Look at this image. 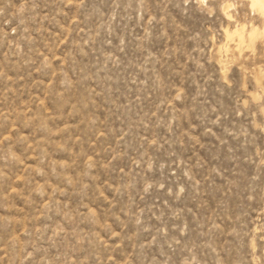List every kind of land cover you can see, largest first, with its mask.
<instances>
[{
  "label": "rangeland",
  "instance_id": "rangeland-1",
  "mask_svg": "<svg viewBox=\"0 0 264 264\" xmlns=\"http://www.w3.org/2000/svg\"><path fill=\"white\" fill-rule=\"evenodd\" d=\"M247 4L0 0V264H264Z\"/></svg>",
  "mask_w": 264,
  "mask_h": 264
},
{
  "label": "bare ground",
  "instance_id": "bare-ground-1",
  "mask_svg": "<svg viewBox=\"0 0 264 264\" xmlns=\"http://www.w3.org/2000/svg\"><path fill=\"white\" fill-rule=\"evenodd\" d=\"M247 1V5H249L250 9L258 14L262 19V25L261 27H257L255 25L249 26V28H246L242 24V26H236L233 31L230 29L226 28L224 30V34L226 37V41L228 40H234L236 38L238 48H242L244 44L249 48H253L254 44H256V41L259 40L260 38L264 37V0H244ZM230 5H225L223 7V13L227 20H232L233 15L229 13ZM234 28V27H233ZM248 29V30H246ZM223 46V45H222ZM223 47L220 46L219 50L221 51ZM244 48V47H243ZM226 50V49H225ZM227 51V50H226Z\"/></svg>",
  "mask_w": 264,
  "mask_h": 264
}]
</instances>
